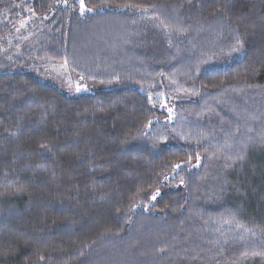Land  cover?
Here are the masks:
<instances>
[{
	"label": "trees",
	"instance_id": "1",
	"mask_svg": "<svg viewBox=\"0 0 264 264\" xmlns=\"http://www.w3.org/2000/svg\"><path fill=\"white\" fill-rule=\"evenodd\" d=\"M15 2L91 89L0 42V264H264V0Z\"/></svg>",
	"mask_w": 264,
	"mask_h": 264
},
{
	"label": "rangeland",
	"instance_id": "2",
	"mask_svg": "<svg viewBox=\"0 0 264 264\" xmlns=\"http://www.w3.org/2000/svg\"><path fill=\"white\" fill-rule=\"evenodd\" d=\"M15 1L0 0V42L9 43L8 47L3 49L7 51L3 52L17 58L14 66L24 67L26 71L31 72L42 81L54 84L68 95L90 90L91 86L83 83L76 73L71 72L68 69V64L53 63L49 58L38 59L36 57L38 28L31 17L26 16V7ZM17 11L22 15L19 16V19H17ZM9 24L15 28L12 34L7 33ZM32 32L36 34L32 35Z\"/></svg>",
	"mask_w": 264,
	"mask_h": 264
},
{
	"label": "snow or ice",
	"instance_id": "3",
	"mask_svg": "<svg viewBox=\"0 0 264 264\" xmlns=\"http://www.w3.org/2000/svg\"><path fill=\"white\" fill-rule=\"evenodd\" d=\"M83 7H84L83 0H81V8H82V10H83Z\"/></svg>",
	"mask_w": 264,
	"mask_h": 264
}]
</instances>
